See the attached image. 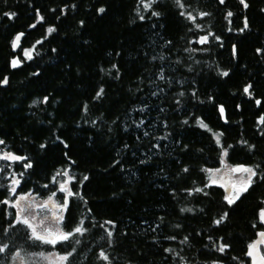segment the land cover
<instances>
[{"label": "trees", "instance_id": "trees-1", "mask_svg": "<svg viewBox=\"0 0 264 264\" xmlns=\"http://www.w3.org/2000/svg\"><path fill=\"white\" fill-rule=\"evenodd\" d=\"M5 78L0 157L26 159H0V264L17 252L250 264L264 206V0H0ZM224 154L256 172L232 203L210 182ZM19 194L66 203L62 230L86 231L36 239Z\"/></svg>", "mask_w": 264, "mask_h": 264}, {"label": "rangeland", "instance_id": "rangeland-1", "mask_svg": "<svg viewBox=\"0 0 264 264\" xmlns=\"http://www.w3.org/2000/svg\"><path fill=\"white\" fill-rule=\"evenodd\" d=\"M233 166L229 161L225 160L219 168L210 171V182L225 187L228 200L238 196L237 190L240 187L242 189L247 188L248 184H250L249 177L251 179L253 177L251 172L248 171L239 174L235 173ZM63 185L64 189L67 190L65 183ZM14 205L18 211L19 219L27 220L36 236L56 241L61 234L65 233L61 228L64 206L55 202L53 197L51 199H40L32 194H19L14 198ZM61 257L65 256L57 253H37L32 256H26V254L17 252L10 264H28L30 260H34L36 264H66V259H61Z\"/></svg>", "mask_w": 264, "mask_h": 264}, {"label": "snow or ice", "instance_id": "snow-or-ice-1", "mask_svg": "<svg viewBox=\"0 0 264 264\" xmlns=\"http://www.w3.org/2000/svg\"><path fill=\"white\" fill-rule=\"evenodd\" d=\"M221 2H223V0H221ZM241 2L243 3L244 0H241ZM100 11L103 12L104 9L101 8ZM6 15H15V14L12 13V14H6ZM205 15H206V13H205ZM228 15L231 16V13H229ZM245 27H247V23L245 24ZM48 31H49V32H52V31H54V29H53V28H49ZM21 35H23V34L21 33V34H19V35L16 36V38H15V40H14V42H13V47L16 46V42L19 41ZM206 39H207L206 37L201 38V42H203V41L206 40ZM26 54H27V52H26ZM17 63H18V62L14 60V61H13V66L15 67ZM223 75L227 76L228 73H227V72H224ZM0 83H7V78H5L3 81H0ZM101 91H103V90L101 89ZM245 91L247 92L248 89L246 88ZM99 94H100V93H97V95H99ZM45 99H47V98H45ZM221 111H223L222 108H221ZM201 126H202V127H206V125H204L202 122H201ZM0 143H3V141H0ZM42 147H43V145H42ZM0 159L21 160V159H26V158H24V157H19V156H15V155H13V154H11V153H5L4 156L0 157ZM26 167H31V164H27ZM241 167H242V166H241ZM238 170H241V169H240V168L234 169V171H238ZM243 170H244V171L251 172V174H252L253 176L256 175L255 171H253L252 169H243ZM66 174H67V173H65V175H66ZM58 175H59V173H58ZM85 179H87V177H85ZM13 183H14V184H15V183H19V181L14 180ZM249 183H251V177H249ZM63 188H64V185H61V190H63ZM13 191H14V189H13ZM197 191H199V189H197ZM241 191H247V188L245 187V188L241 189ZM53 195H55V193H53ZM69 195H71V192H69ZM49 199H51V197H50ZM226 199H228V197H226ZM228 202H229V203H232L233 201H232L231 199H229ZM64 206L66 207V203H65ZM261 215H262V218H264V210H262ZM221 219H222V218H221ZM219 222H220L219 220L216 221V223H219ZM24 223H27V220H25ZM109 223H111V222L109 221ZM82 224H83V222H81V225H82ZM83 231H86V229H83L81 226H78V227H76L72 232H67V233L61 234V235L59 236V239H61V240H67V239H69V238L73 235V232H75V233H82ZM109 235H111V233H109ZM260 235H261V236H264V232L260 233ZM36 239H44V237L36 236ZM50 242L55 243V240L50 241ZM7 247H8V246H7L6 244L3 245V246H0V252H3V251L5 250V248H7ZM224 247H227V246H226V245L222 246L220 250L223 251V250H224ZM249 248H250V251H249L248 255L251 256V255L253 254L252 251H251V249H254V248H255V244H251V245H249ZM69 255H71V253H69ZM100 255H101V257H103L105 260L108 259L107 256L104 255L103 252H102ZM61 259H67V257H61ZM261 259L264 260V257H261Z\"/></svg>", "mask_w": 264, "mask_h": 264}, {"label": "water", "instance_id": "water-1", "mask_svg": "<svg viewBox=\"0 0 264 264\" xmlns=\"http://www.w3.org/2000/svg\"><path fill=\"white\" fill-rule=\"evenodd\" d=\"M18 44V42H16V45ZM17 61L18 63L16 64L15 68H18L21 66V63H20V59L18 56H16L13 61ZM13 61H12V64H13ZM221 108L223 109V111H221ZM219 112H220V115H221V118L224 122H227V118H226V109L224 107V105H220L219 106ZM242 166V167H241ZM246 164L244 163H241V164H237L234 169H237V168H240L241 170H238V171H235L236 173H241L242 171H244L243 169H246ZM238 193H240V190L238 189ZM262 211L260 212V219L262 221V223L264 224V218H262V215H261ZM263 237L264 236H261L259 235L257 237L256 240H254L251 244H255V248L254 249H251L252 251V255H248L251 259V264H264V260L261 259V257H263L262 253H261V250H260V244L261 242L263 241ZM250 244V245H251ZM250 251V248L248 247V251H247V254L249 253Z\"/></svg>", "mask_w": 264, "mask_h": 264}, {"label": "flooded vegetation", "instance_id": "flooded-vegetation-1", "mask_svg": "<svg viewBox=\"0 0 264 264\" xmlns=\"http://www.w3.org/2000/svg\"><path fill=\"white\" fill-rule=\"evenodd\" d=\"M225 160H227V161H229L228 160V157H227V154H224L223 155V158H222V162H224ZM230 164H232L231 162H229ZM237 164H241V163H237ZM237 164H232V165H234L233 166V170H234V167L237 165ZM245 164V163H244ZM246 169H249V168H252L254 171H255V169H254V167L253 166H251V165H247L246 164ZM235 172V171H234ZM243 172H245V171H242L241 173H243ZM236 173V172H235ZM256 173V172H255ZM239 174V173H238ZM241 175V174H240ZM254 178H255V175L252 177V179H251V183L250 184H248L249 186H247V191L249 190V188L252 186V184H253V182H254ZM225 188V187H224ZM241 189H242V187H240V193H238V190H237V194H238V196L236 197V198H234V199H232V201L233 202H235V201H237L243 194H245L247 191H241ZM262 210H264V206L260 209V211H259V213L262 211ZM260 218V217H259ZM260 220V225H259V227H258V229H257V231H256V235H255V237L252 239V241H250L249 242V244H248V247H249V245L254 241V240H256L257 239V237L260 235V233H262V232H264V224L262 223V221H261V219H259ZM260 250H261V253H262V255H263V257H264V237H263V241L261 242V244H260ZM247 251H248V248H247ZM246 251V252H247ZM247 254V253H246ZM247 257L249 258V260H250V264H251V259H250V257L248 256V254H247Z\"/></svg>", "mask_w": 264, "mask_h": 264}]
</instances>
